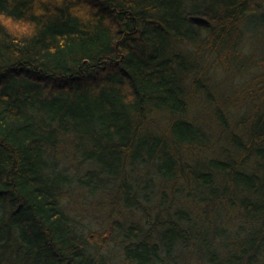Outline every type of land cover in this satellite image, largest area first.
Here are the masks:
<instances>
[{
	"label": "trees",
	"instance_id": "1",
	"mask_svg": "<svg viewBox=\"0 0 264 264\" xmlns=\"http://www.w3.org/2000/svg\"><path fill=\"white\" fill-rule=\"evenodd\" d=\"M262 16L0 0V264H264Z\"/></svg>",
	"mask_w": 264,
	"mask_h": 264
},
{
	"label": "rangeland",
	"instance_id": "2",
	"mask_svg": "<svg viewBox=\"0 0 264 264\" xmlns=\"http://www.w3.org/2000/svg\"><path fill=\"white\" fill-rule=\"evenodd\" d=\"M262 17L264 18V16ZM262 17L260 21V26L256 28V31H253L254 28H250L248 39H247V47L249 49L254 50L258 56H264V20ZM85 214H86L85 212H81V215L84 216L83 221H86L87 220L86 218L88 217ZM94 226H95L94 228H96L95 230L97 229L98 231L103 230L101 226L95 225V223H94ZM97 240L99 241L100 239H97Z\"/></svg>",
	"mask_w": 264,
	"mask_h": 264
},
{
	"label": "water",
	"instance_id": "3",
	"mask_svg": "<svg viewBox=\"0 0 264 264\" xmlns=\"http://www.w3.org/2000/svg\"><path fill=\"white\" fill-rule=\"evenodd\" d=\"M188 20L197 25H202V26L210 25V22L202 16H189Z\"/></svg>",
	"mask_w": 264,
	"mask_h": 264
},
{
	"label": "bare ground",
	"instance_id": "4",
	"mask_svg": "<svg viewBox=\"0 0 264 264\" xmlns=\"http://www.w3.org/2000/svg\"><path fill=\"white\" fill-rule=\"evenodd\" d=\"M206 19V18H205ZM210 22V21H209ZM194 24V23H193ZM195 25H197V24H195ZM199 26H202V25H199Z\"/></svg>",
	"mask_w": 264,
	"mask_h": 264
}]
</instances>
